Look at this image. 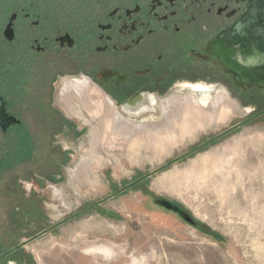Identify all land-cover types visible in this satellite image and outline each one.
<instances>
[{
	"label": "flooded vegetation",
	"instance_id": "obj_1",
	"mask_svg": "<svg viewBox=\"0 0 264 264\" xmlns=\"http://www.w3.org/2000/svg\"><path fill=\"white\" fill-rule=\"evenodd\" d=\"M259 44L264 0H0V168L33 161L58 188L74 162L92 181L96 163L120 156L142 166L108 186H145L162 107L191 92L227 93L239 108L264 94L227 63Z\"/></svg>",
	"mask_w": 264,
	"mask_h": 264
},
{
	"label": "rangeland",
	"instance_id": "obj_2",
	"mask_svg": "<svg viewBox=\"0 0 264 264\" xmlns=\"http://www.w3.org/2000/svg\"><path fill=\"white\" fill-rule=\"evenodd\" d=\"M255 93L240 102L244 113L218 107L216 120L187 133L185 105L162 107L145 186H108L142 166L120 156L96 163L92 181L74 162L58 188L36 176L33 161L0 168V264H264V94ZM164 135L178 137L155 150Z\"/></svg>",
	"mask_w": 264,
	"mask_h": 264
},
{
	"label": "bare ground",
	"instance_id": "obj_3",
	"mask_svg": "<svg viewBox=\"0 0 264 264\" xmlns=\"http://www.w3.org/2000/svg\"><path fill=\"white\" fill-rule=\"evenodd\" d=\"M180 97L181 96L176 95V96H172L171 98H167V100L168 101L169 100L173 101V100L179 99ZM181 99L184 100V103H183L182 106L185 105L184 110L186 111V113L184 114V117L182 118L183 119L182 120L183 122H181L182 124L181 123L180 124H181V128L182 127L185 128L184 129L186 131L185 133L191 132L193 130L192 128L197 125L198 120H200V122H202V123H204L206 125H209V123L212 120L214 121L215 116H217L219 114L220 109L218 111V109H217L218 107L222 106L221 109H223V110H229L230 107H233L235 109H236V107L239 108L237 100L236 101L233 100L229 96V94L223 93V92L217 93L215 95V97H212V98H209V99H206V100L199 99V97L196 94L191 92V94H185V96H183V98H181ZM181 99H179V100H181ZM175 103H177V102H175ZM174 120H176V119H174ZM183 124H184V126H183ZM174 129H173V131H174ZM180 130H181L180 132L183 135L184 134V130H182V129H180ZM176 131H177V129H176ZM174 135H171L172 138L173 139H177L178 136H174ZM177 135L180 136V134H177ZM171 136H170L169 140H171V142H173L174 140H172ZM167 138L168 137L165 136V137H162V138L158 139V141L156 142V146L154 145L155 148H156L155 150H157V151L163 150V148H165L168 145V142H170ZM135 142L138 143V145H139V141H135ZM136 143H134V142L132 143L131 149H130L131 153L135 152V154H136L137 148H135V146H134V145H137ZM134 148H135V150H134Z\"/></svg>",
	"mask_w": 264,
	"mask_h": 264
},
{
	"label": "water",
	"instance_id": "obj_4",
	"mask_svg": "<svg viewBox=\"0 0 264 264\" xmlns=\"http://www.w3.org/2000/svg\"><path fill=\"white\" fill-rule=\"evenodd\" d=\"M242 46L240 52L237 54V60L227 58V63L240 74L241 78L248 82V85L255 84L264 89V44L251 45L249 47ZM163 203L195 224L180 206L167 200H164Z\"/></svg>",
	"mask_w": 264,
	"mask_h": 264
},
{
	"label": "trees",
	"instance_id": "obj_5",
	"mask_svg": "<svg viewBox=\"0 0 264 264\" xmlns=\"http://www.w3.org/2000/svg\"><path fill=\"white\" fill-rule=\"evenodd\" d=\"M115 190V189H114ZM117 190V189H116Z\"/></svg>",
	"mask_w": 264,
	"mask_h": 264
}]
</instances>
